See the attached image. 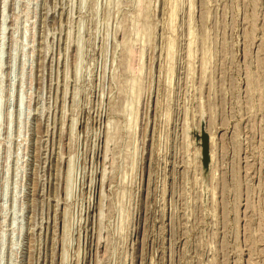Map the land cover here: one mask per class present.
I'll return each instance as SVG.
<instances>
[{"label":"rangeland","instance_id":"1","mask_svg":"<svg viewBox=\"0 0 264 264\" xmlns=\"http://www.w3.org/2000/svg\"><path fill=\"white\" fill-rule=\"evenodd\" d=\"M0 264H264V0H0Z\"/></svg>","mask_w":264,"mask_h":264}]
</instances>
